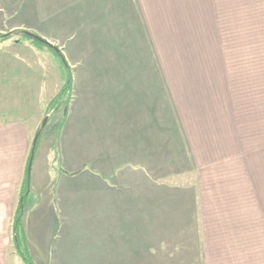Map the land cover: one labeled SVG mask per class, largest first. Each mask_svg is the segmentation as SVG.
Here are the masks:
<instances>
[{
	"label": "rangeland",
	"instance_id": "374dc122",
	"mask_svg": "<svg viewBox=\"0 0 264 264\" xmlns=\"http://www.w3.org/2000/svg\"><path fill=\"white\" fill-rule=\"evenodd\" d=\"M142 3L158 56L157 150L135 154L134 149L127 158L90 161L109 184L97 175L92 177L93 193L79 184L88 201L79 192L77 205L72 202L59 212L63 218L92 216L109 222V238L122 233V222H141V256H133V247H115L117 240L104 249L107 233L101 230L92 249L78 250L62 264H233V216L244 212L237 201L244 205L246 159L254 154L257 169L264 155V0ZM55 30L49 41L60 54L24 33L0 40V76L6 77L0 79V122L13 121L29 132L47 118L39 138L55 135L67 103L75 97L69 98L63 85L68 61L79 66L78 75L86 71L69 34L59 25ZM79 32L85 43L84 29ZM107 35L103 33V54L106 45L120 46L117 40L107 44ZM182 127L189 141L184 146ZM2 164L17 173V161ZM40 166L57 176L55 160H42ZM8 179L0 178V264H21L13 260L10 224L17 192L13 200L15 183ZM107 185L109 192L100 191ZM43 191L47 198V186ZM42 204L48 206L45 200Z\"/></svg>",
	"mask_w": 264,
	"mask_h": 264
},
{
	"label": "crops",
	"instance_id": "0c3cea01",
	"mask_svg": "<svg viewBox=\"0 0 264 264\" xmlns=\"http://www.w3.org/2000/svg\"><path fill=\"white\" fill-rule=\"evenodd\" d=\"M58 25L69 34L73 52L83 56L81 66L86 71L78 75L79 66L74 68L68 61L69 98L75 97L67 103L55 135H44L36 141L24 213L16 227L18 239L14 234L12 239L16 240L22 256L32 264H62L63 258L66 261V257L77 256L78 250L92 249L97 241L96 232L101 230L107 233L104 234V249H109V243L117 240L115 247L123 250L133 247V256H141L145 239L141 222H122V233L109 238V222L92 216L63 218L59 212L72 202L77 205V195L82 191L79 184L83 183L82 186L86 185L83 188L92 192L95 186L92 177L97 175L100 180L107 181L103 172L95 169L90 161L115 160V155L127 158L124 155L134 149L135 154L157 150L158 56L147 7L142 0H0V34L22 30L37 32L51 40L48 34L56 31ZM81 28L85 43L78 36ZM105 32L107 38L110 36L107 44L117 40L120 46L106 45L104 55L100 47L104 48ZM81 42L84 44L79 49ZM143 48L145 55L142 57ZM159 75L166 81L161 73ZM0 79L6 77L0 76ZM163 88L167 92L166 84ZM184 128L181 130L182 146L189 142ZM35 130L28 132L13 121L0 122V178L8 177V181L15 183L12 189L13 200L17 192L14 211L24 186V167ZM254 156L251 154L249 160L246 159L248 178L244 205L237 201L238 208L244 212L233 216V264H264V155L257 169H254ZM46 159L56 161L57 176L51 177L42 167L43 163L40 166ZM8 161H17L15 175L12 167L8 169L7 164H2ZM12 176L17 179H10ZM46 186L48 196L44 198ZM109 186L100 191L109 192ZM81 193L86 194L84 201L87 202L88 194ZM43 200L48 206H43ZM144 229L147 230L145 226ZM13 252L14 262L19 260L25 264L14 246Z\"/></svg>",
	"mask_w": 264,
	"mask_h": 264
},
{
	"label": "trees",
	"instance_id": "16d2710c",
	"mask_svg": "<svg viewBox=\"0 0 264 264\" xmlns=\"http://www.w3.org/2000/svg\"><path fill=\"white\" fill-rule=\"evenodd\" d=\"M13 33H15V32H10L9 34H0V40H5V39L9 38V36H11ZM19 33H24V32L23 31H19ZM69 82H70V77H69V73H68V78H67V80L65 82L64 88L68 87ZM41 130L42 129H40V126H39L38 129L36 130L35 134L37 132H39V134H40ZM30 155H31V152H29V154H28V157H27V160H26V164H25V167H24V175H23V178H24V184L23 185L24 186L20 190V193H19V199H20L21 196H24V197H23L22 202L18 201L17 208L15 210V218H14L13 226H12V231H13V234H14V238H17V239H18V236L16 234V232H17L16 231V227H17V224L19 223V221L21 219L22 211H23V208H24V199H25V197L27 195L26 194V189H27V185H28L27 164H28ZM14 241H15V249H16L18 255L20 256V258L24 262H26V264H32L31 261L27 257L22 256L21 251L16 246L17 242H16L15 239H14Z\"/></svg>",
	"mask_w": 264,
	"mask_h": 264
},
{
	"label": "water",
	"instance_id": "95a60500",
	"mask_svg": "<svg viewBox=\"0 0 264 264\" xmlns=\"http://www.w3.org/2000/svg\"><path fill=\"white\" fill-rule=\"evenodd\" d=\"M9 33H10V32H9ZM9 33H6V34H9ZM24 34H26V35H28V36H31V37L35 38V39L38 40L39 42H41V43H43L44 45H46V46L50 47L51 49H53L56 53L60 54V50H59V48H58L55 44H53V42H51V41H49V40H47V39H45V38H43V37H41V36H39V35H36V34H34V33H32V32H29V31H24ZM61 57H62V59H63L64 64H66L65 58H64L63 56H61ZM46 119H47V118H45L44 121L41 123V125H40V129L43 128V126H44V124H45V122H46ZM38 134H39V133H36V134H35V136H34V138H33V141H32V144H31V149H30L31 155H30V157H29V161H28V164H27V174H28V177H29V175H30V171H31V167H32L33 154H34V147H35V144H36V141H37V138H38ZM28 191H29V187H27V189H26V193H27ZM22 199H23V196L20 197V200H19V201L22 202Z\"/></svg>",
	"mask_w": 264,
	"mask_h": 264
}]
</instances>
